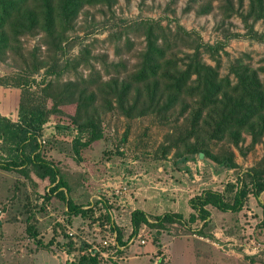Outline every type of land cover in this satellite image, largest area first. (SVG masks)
Instances as JSON below:
<instances>
[{
  "label": "rangeland",
  "instance_id": "obj_1",
  "mask_svg": "<svg viewBox=\"0 0 264 264\" xmlns=\"http://www.w3.org/2000/svg\"><path fill=\"white\" fill-rule=\"evenodd\" d=\"M233 1L238 12L230 18L222 15L218 1L208 0H113L111 5H87L73 19L61 51L46 42L44 32L36 31L22 37L15 53L0 55V119L23 124L22 104L44 110L39 139L43 156L58 165L74 202L88 209L86 215H69L59 198L45 203L41 187L20 170L0 168V264H87L85 259L91 256L97 257V264H264V192L259 197L249 194L238 212L207 205V225L200 218L190 220L196 213L192 197L207 188L228 197L229 184L237 185L243 172L264 164V138L254 146L245 132L238 144L228 137L213 139L210 151L221 159L216 162L189 152L187 144L168 148L185 135L189 110L180 115L177 106L168 120L156 114L128 118L120 114L115 99L99 96L88 116L99 122L104 137L80 149L84 159L80 161L74 141L86 132L72 122L75 104L58 105L60 113L54 112L57 90L44 91L50 81L124 77V69L131 70L145 48L142 23L148 20L195 29L210 43L225 41L231 33H246L240 14L247 11L250 0ZM253 24L255 30L264 31V19ZM237 60L250 64L264 79V42L233 37L218 58L203 54V61L219 65L222 75ZM109 104L111 111L106 109ZM15 152L12 142L0 140L1 160ZM101 163L105 173L100 176L96 171L95 178L89 173L96 185L89 190L82 182L86 169L94 171ZM105 201L123 231L122 245L117 244L116 231L105 214ZM135 209H143L150 221L166 213H181L184 218L161 228L143 224L134 235ZM29 225L37 231V239L27 230Z\"/></svg>",
  "mask_w": 264,
  "mask_h": 264
},
{
  "label": "trees",
  "instance_id": "obj_2",
  "mask_svg": "<svg viewBox=\"0 0 264 264\" xmlns=\"http://www.w3.org/2000/svg\"><path fill=\"white\" fill-rule=\"evenodd\" d=\"M112 1L0 0V55L5 52L15 53L21 46L22 37L36 31L44 32L46 42L54 50L61 51L65 48L64 42L72 29L73 19L83 7L111 5ZM208 1L210 4L218 1L225 18L238 12L233 0ZM240 15L246 23L247 32L231 33L225 41L218 40L215 43L205 41L195 29L190 30L180 24L174 28L164 26L158 20H148L142 23L145 48L139 53L133 68L124 69V77L117 75L108 80H104L103 76L98 79L90 77L81 82L50 81L44 91L47 94L48 90L52 94L54 89L57 90L53 95L54 112L60 111V105L75 104L76 112L72 122L81 133L86 132L74 141L78 159L84 160L80 149L90 147L104 137L99 122L88 116L89 109L99 96L107 100L115 99L120 114L128 118L156 114L168 120L167 115L177 106H181L180 115L189 110L190 119H184L187 123L185 135L175 140L169 149L173 145L187 144L189 152H198L200 156L218 162L221 159L213 157L210 151L209 145L213 139L222 140L228 137L238 144L245 132L251 135L252 146L261 141L264 138V79L259 71L250 64L237 60L230 64L229 73L222 75L219 65L211 66L203 61L204 53L218 58L233 37L264 42V31L255 30L253 24L264 19V0H250L247 11ZM250 19L253 23L249 22ZM117 65L113 66L117 68ZM89 86L95 89L89 91ZM106 109L111 111L112 104ZM20 114L23 124H12L10 121L4 122L6 119H0V140L12 142L16 151L10 154L9 159H0V168L18 169L26 177H30L36 186L41 187L45 203L57 197L63 201L69 215H86L88 209L74 202L69 194V184L58 165L43 156V145L39 139L43 133L41 122L45 119L44 110L29 109L22 104ZM201 134L205 137H201ZM191 137H195L202 145L197 141L188 143L186 140ZM98 167L94 171L85 168L82 182L89 190L96 187L89 173L94 178L96 171L100 176L105 173V164L101 163ZM238 180L237 185H228V197L211 188L192 197L190 204L196 213L191 214L190 220L196 221L200 218L207 225L210 217L207 205L223 211L242 210L249 194L259 197L264 192V164H258L243 172ZM104 207L111 228L116 231L117 244L122 245L123 231L112 219L111 207L106 201ZM131 216L134 235L143 224L161 228L166 223L182 222L184 218L181 213H166L154 217L155 221H150L143 209H135ZM27 230L37 239V231L32 225ZM85 261L87 264L99 263L97 257L92 256L86 257Z\"/></svg>",
  "mask_w": 264,
  "mask_h": 264
},
{
  "label": "crops",
  "instance_id": "obj_3",
  "mask_svg": "<svg viewBox=\"0 0 264 264\" xmlns=\"http://www.w3.org/2000/svg\"><path fill=\"white\" fill-rule=\"evenodd\" d=\"M37 253H43L44 252V250H39V251H36ZM53 258H56V259H58V257H55V256H53ZM58 261L60 262V260L58 259ZM60 264H62L61 262H60Z\"/></svg>",
  "mask_w": 264,
  "mask_h": 264
},
{
  "label": "built area",
  "instance_id": "obj_4",
  "mask_svg": "<svg viewBox=\"0 0 264 264\" xmlns=\"http://www.w3.org/2000/svg\"><path fill=\"white\" fill-rule=\"evenodd\" d=\"M1 212H2V210L0 209V216H1Z\"/></svg>",
  "mask_w": 264,
  "mask_h": 264
}]
</instances>
